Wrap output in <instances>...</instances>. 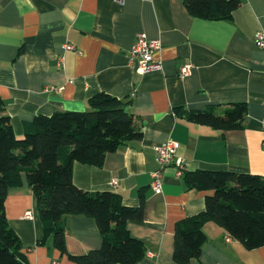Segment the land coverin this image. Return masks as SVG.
I'll list each match as a JSON object with an SVG mask.
<instances>
[{
    "label": "crops",
    "instance_id": "obj_1",
    "mask_svg": "<svg viewBox=\"0 0 264 264\" xmlns=\"http://www.w3.org/2000/svg\"><path fill=\"white\" fill-rule=\"evenodd\" d=\"M259 32H264V0H240L226 19L194 17L183 0H0V115L10 117L21 137L24 123L35 115L84 111L89 98L100 92L129 97L128 110L142 136L109 153L100 167L74 163L73 181L84 190L115 191L132 207L142 194V218L127 222L130 234L146 248L136 264H178L173 259L175 223L202 211L208 192L187 188L183 171L178 175L170 164L156 193L151 186V172L158 166L154 146L177 141L184 172L264 176V49L255 44ZM139 33L159 40L154 55L160 70L143 73L130 60ZM65 44L75 49L64 50ZM184 62L191 67L182 76ZM236 102L246 105L239 129L199 124L182 115ZM26 211L32 218L24 217ZM5 214L28 264H74L67 254L101 245L94 219L82 215L65 218V252L52 236L37 243L43 224L23 173L22 184L8 189ZM203 230L200 256L189 264H264V246L247 249L211 221Z\"/></svg>",
    "mask_w": 264,
    "mask_h": 264
},
{
    "label": "trees",
    "instance_id": "obj_2",
    "mask_svg": "<svg viewBox=\"0 0 264 264\" xmlns=\"http://www.w3.org/2000/svg\"><path fill=\"white\" fill-rule=\"evenodd\" d=\"M188 12L203 19H226L240 0H183ZM129 97L105 92L91 96L84 111L38 114L24 123V134L15 135L10 117L0 115V264H28L18 234L9 225L5 201L9 187L22 184L25 174L43 224V244L52 236L65 252V218L82 215L94 219L102 241L84 254H67L74 264H136L146 254L142 240L133 237L127 222L141 219L138 206H127L119 193L90 191L75 185L74 163L102 166L120 145L142 136L129 112ZM4 103L0 98V110ZM179 112V110H177ZM246 105L231 103L221 110L185 111L188 120L227 130L242 128ZM189 189L206 191L205 208L175 223L173 259L189 264L200 256L206 241L203 227L214 222L247 249L264 246V176L229 170L196 169L182 172Z\"/></svg>",
    "mask_w": 264,
    "mask_h": 264
},
{
    "label": "built area",
    "instance_id": "obj_3",
    "mask_svg": "<svg viewBox=\"0 0 264 264\" xmlns=\"http://www.w3.org/2000/svg\"><path fill=\"white\" fill-rule=\"evenodd\" d=\"M118 3H122L123 0H115ZM255 44L259 48L264 49V33L259 32L255 36ZM161 44L158 39L149 38L144 33H139L136 35L135 42L129 51V58L132 61H136L138 69L143 73H148L152 71H158L161 69V62L154 55L155 51L160 48ZM75 47L72 44H65L64 50H73ZM64 55L59 56V63L63 66ZM190 63L184 62L180 65L179 73L180 75H186L190 71ZM178 142L173 139H168L167 141L155 145L154 151L156 154L157 168L151 172L152 189L159 193L162 190V171L165 167L173 164L177 168V174L180 175L185 169L184 159L177 155ZM113 184L116 181L113 180ZM25 218H32V212L26 211L24 214ZM147 254L153 257L155 254L152 251H148ZM56 264V262H54Z\"/></svg>",
    "mask_w": 264,
    "mask_h": 264
},
{
    "label": "bare ground",
    "instance_id": "obj_4",
    "mask_svg": "<svg viewBox=\"0 0 264 264\" xmlns=\"http://www.w3.org/2000/svg\"><path fill=\"white\" fill-rule=\"evenodd\" d=\"M264 33V32H263ZM180 74V73H179Z\"/></svg>",
    "mask_w": 264,
    "mask_h": 264
}]
</instances>
